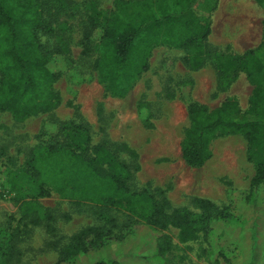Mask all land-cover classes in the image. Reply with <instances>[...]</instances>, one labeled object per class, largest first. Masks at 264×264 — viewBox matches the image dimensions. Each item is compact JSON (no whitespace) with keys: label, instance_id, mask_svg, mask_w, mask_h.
I'll list each match as a JSON object with an SVG mask.
<instances>
[{"label":"rangeland","instance_id":"374dc122","mask_svg":"<svg viewBox=\"0 0 264 264\" xmlns=\"http://www.w3.org/2000/svg\"><path fill=\"white\" fill-rule=\"evenodd\" d=\"M116 1L70 0L79 13L73 11V17L61 20L71 28L64 32L71 44L70 53L54 55L52 60V69L60 74L55 84L60 102L55 110L24 122L0 112V243L6 242L18 226L19 201L30 195L27 188L18 190L15 174L42 150L43 133L54 135L66 145L76 135L74 126L78 125L84 127L82 133L90 140L88 155L100 145L113 153L131 170L126 169L135 190L146 189L158 200L167 198L171 208H186L196 214L201 212L195 204L198 199L210 201L219 209L231 206L236 216L230 225L238 231L264 223V191L259 192L257 205H251V182L255 162L264 160V138L251 149L250 157L242 136L219 137L211 144L212 158L201 169L188 167L181 152L190 127L187 109L191 103L214 110L234 99L240 116L264 125L263 106L258 107L259 114L254 116L252 112L251 99L257 84L242 73L223 89L216 64L218 54H237L234 57L238 58L243 50L257 44L264 30V8L255 0H198L196 13L210 23L206 43L213 54L210 60L193 70L186 64L184 51L157 46L149 57L148 72L125 98H117L100 83L95 69L104 51L100 44L102 30L94 34L96 52L91 56H83L79 44L83 21L95 15L106 23ZM247 35H255L256 41L247 42ZM43 41L48 47L54 45V40ZM62 127L67 131L58 134ZM79 145L86 148L83 142ZM101 171L110 172L106 167ZM39 203L43 208L39 224L29 219L14 234L19 242L11 264H56L61 251L81 232L107 227L113 228L115 235L126 234V225L138 221L125 210L78 198L61 199L54 193ZM138 223L134 233L113 253L120 264H144L127 254L129 246L136 244H146L158 253L151 264H225L202 237L181 244L179 231L173 227L160 231ZM263 258L260 263L255 259V264H262Z\"/></svg>","mask_w":264,"mask_h":264},{"label":"trees","instance_id":"16d2710c","mask_svg":"<svg viewBox=\"0 0 264 264\" xmlns=\"http://www.w3.org/2000/svg\"><path fill=\"white\" fill-rule=\"evenodd\" d=\"M255 1L264 8V0ZM197 3L198 0H117L106 23L95 15L83 21L79 43L82 55L89 57L96 52L94 34L102 30L100 44L104 51L95 69L100 83L117 98H125L148 72L149 57L157 46L184 51L187 66L199 69L213 54L206 46L210 23L196 13ZM73 11L79 13V8L70 0H0V112L24 122L57 108L60 95L55 84L60 74L52 69V60L54 55L70 53L71 39L64 32L71 28L61 20L73 17ZM43 39L54 40V45L48 47ZM218 58L223 89L242 73L257 84L251 104L254 116L259 114L258 107L264 109V37L259 49L242 57L218 54ZM239 113L234 99L226 100L214 110L191 103L190 127L181 144L185 164L201 169L212 158V142L229 135L242 136L251 157V149L264 138V125ZM74 130L76 135L66 145L54 135L43 133L42 150L15 174L18 190L27 188L30 195L19 201L18 226L6 242L0 243V264L13 262L19 242L15 232L29 219L39 224V213L43 210L39 200L50 198L53 193L61 199L78 198L101 207L125 210L154 230L173 227L179 231L181 244L202 237L225 264H255L256 260L260 263L264 255V223L238 231L230 225L236 216L231 206L219 209L202 199L195 201L199 214L186 208H171L167 198L158 200L146 189L135 190L128 165L102 145L88 155L90 140L82 133L84 127L74 126ZM66 131L67 127H62L58 134ZM81 142L86 148L79 145ZM103 167L110 172H102ZM260 191H264V160L255 162L251 205H257ZM138 221L126 225V234L115 235L113 228L107 227L81 232L61 251L56 264H120V258L113 253L119 250L120 242L134 233ZM100 252L103 253L97 257ZM127 254L144 264L155 262L158 255L146 244L130 245Z\"/></svg>","mask_w":264,"mask_h":264},{"label":"crops","instance_id":"0c3cea01","mask_svg":"<svg viewBox=\"0 0 264 264\" xmlns=\"http://www.w3.org/2000/svg\"><path fill=\"white\" fill-rule=\"evenodd\" d=\"M263 24H264V22H263ZM261 34L262 35L260 36V38H259V40H258V42H257V44L255 46H250L249 48L243 50V52L239 53L238 56L242 57L248 51L259 49L261 47V45H262V42H263L264 30H263V32ZM255 38H256L255 35H247L246 40H247V42L252 43V42L256 41V40H254ZM229 53L232 54L233 52L230 51ZM233 55L237 56V54H233ZM187 112H188V109H187Z\"/></svg>","mask_w":264,"mask_h":264}]
</instances>
